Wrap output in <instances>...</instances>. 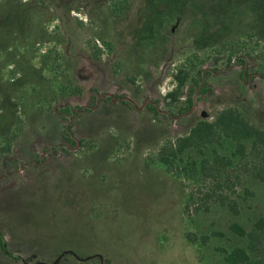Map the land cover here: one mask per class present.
<instances>
[{
  "label": "rangeland",
  "instance_id": "rangeland-1",
  "mask_svg": "<svg viewBox=\"0 0 264 264\" xmlns=\"http://www.w3.org/2000/svg\"><path fill=\"white\" fill-rule=\"evenodd\" d=\"M203 73L208 90L189 102ZM227 107L264 129V0H0L8 251L29 264H222L221 248L246 244L229 225L264 217L251 158L228 138L205 149L233 159L219 182L233 214L212 202L215 183L157 153ZM0 264L24 263L0 248Z\"/></svg>",
  "mask_w": 264,
  "mask_h": 264
},
{
  "label": "trees",
  "instance_id": "trees-1",
  "mask_svg": "<svg viewBox=\"0 0 264 264\" xmlns=\"http://www.w3.org/2000/svg\"><path fill=\"white\" fill-rule=\"evenodd\" d=\"M192 78L189 89L188 100L191 102L194 90L199 93L206 92L205 76ZM246 74L245 69L241 71V77ZM126 104L127 101H124ZM61 112L68 111L62 108ZM63 137L71 146L76 142L73 139L71 125L64 127ZM221 138H228L235 142L232 155L251 158L248 172L250 176L259 182L264 183V129L251 123L243 113L235 107H227L217 111L211 121L202 119L193 125L189 132L174 141L164 142L158 150L157 162L175 175H185L188 178L198 177L215 183L218 192L213 197L212 202H217L227 207L233 214L239 212V204L235 199L224 193L219 184L222 173L233 164L231 156L223 155L213 150L212 157L206 155L207 146L217 144ZM250 140V148L247 151L244 141ZM9 163V160H7ZM15 164V162H12ZM11 164H8L10 167ZM191 195L186 198L185 207H188ZM229 229L240 237L246 238L245 245H234L230 249L221 248L223 251L222 264H264V217H258L249 230L244 229L239 223L232 222ZM215 234V233H214ZM218 234V233H216ZM192 242L193 237L187 236ZM208 235L201 237V242H205ZM0 248L5 254H10L13 258L20 260L24 264H29L27 260L20 256H14L7 249V243L0 231ZM90 258V257H89ZM57 258L51 263L47 261H36L33 264H54ZM59 260V259H58Z\"/></svg>",
  "mask_w": 264,
  "mask_h": 264
}]
</instances>
